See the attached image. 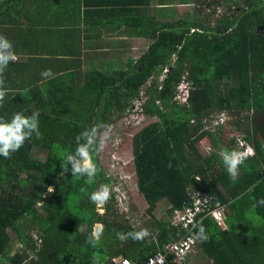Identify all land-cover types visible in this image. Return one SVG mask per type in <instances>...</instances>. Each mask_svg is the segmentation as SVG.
<instances>
[{"label": "trees", "instance_id": "1", "mask_svg": "<svg viewBox=\"0 0 264 264\" xmlns=\"http://www.w3.org/2000/svg\"><path fill=\"white\" fill-rule=\"evenodd\" d=\"M62 1L69 7L73 0ZM217 4L228 10L212 25L211 15L199 12L176 21H159L144 14L149 0H78V17L83 13L86 20L95 14L109 24L122 20L127 12L124 25L131 29V36L153 39L140 58L130 56L109 69L63 71L72 60L52 61L48 49L53 43L42 40L40 49L46 61L52 62L53 76L45 78L49 80L42 89L35 87L29 99L18 93L0 107L4 120L14 113L30 116L38 111L42 134L40 139L34 134L10 158L0 156V264H95L97 256L106 264L105 250L81 244H87L97 220L90 195L110 179L96 151L91 155L98 173L91 185L85 183L86 178L73 177L70 168L64 172L61 159L75 152L80 133L96 129L100 134L112 121L114 110L123 114L141 98L143 89V110L158 119L133 138L138 185L150 204L149 212L162 199L172 205L169 213L180 209L189 199L188 187L203 185L211 197L229 207L230 214L226 212L223 225L197 217L195 232L202 225L208 236L200 242L202 259L207 264H264V227L248 219L249 225L240 226L232 217V212L243 215L251 210L264 219V204H259L264 200V121L250 118L251 113L264 117V0H245L243 6L233 0L207 5L216 8ZM61 8L65 9L58 0H50L41 18L57 19ZM27 24L31 27L34 22ZM24 42H19L20 52H24ZM66 51L56 53L67 57ZM166 68L169 71L160 82ZM184 79L190 84L189 98L187 104H180L175 97ZM224 111L243 113L236 130L256 151L239 167L235 182L230 181L218 154L222 149H237L230 144L236 143L235 137L230 143L223 140L221 149L212 146L206 155L200 150L202 141L212 136L203 130V120ZM35 148L49 150L45 161L33 158ZM78 205L89 213L87 218L80 216ZM27 218L33 226H24L22 221ZM84 223L91 225L81 232ZM33 228L42 238L41 248L26 231ZM172 230L159 224L156 231L161 245L175 238ZM15 247L17 252L11 254ZM138 248H143L138 255L126 253L125 257L140 264L146 259L144 252L155 251L156 245L152 241ZM31 253L35 258L28 262Z\"/></svg>", "mask_w": 264, "mask_h": 264}, {"label": "crops", "instance_id": "2", "mask_svg": "<svg viewBox=\"0 0 264 264\" xmlns=\"http://www.w3.org/2000/svg\"><path fill=\"white\" fill-rule=\"evenodd\" d=\"M49 1L50 0H0V35H3L9 41H11L13 50L17 56V60L15 62L9 63L7 69L4 72L3 79L5 80V87L8 89L4 101H10L14 96L17 97L18 93H20L22 98L29 99L30 92H34L35 87H38V90H40L48 82L49 79H45L41 76V72L44 71V66L47 63V55L44 54V50L42 51L40 49L42 40L50 39L53 43L52 47H49L48 49L50 53L49 57L52 58V61L57 62L59 59L72 60V65L66 66L63 71L65 69L70 70L75 68L78 71V68H80L83 72L90 71L94 68L100 69L102 66H106V68L109 69L108 67H110L111 64L115 65L116 61L123 60V57L127 62L128 57L131 56L128 54V50L130 48L129 44L132 40L138 43H141V40L143 42L150 41V39L147 38H137L131 36V29H126L124 25L125 15L126 17L129 15L127 12L122 16V20L120 17L116 20L109 21V24L106 20H104L103 24L102 21L95 16V14L89 16L86 20L84 19L83 13L80 15V17H78V0L71 1L69 7L64 5L62 0H58L62 7L65 8L59 9L58 18L50 19L52 22L50 20H46L45 18H41L44 17V9L49 6ZM67 10H69L70 13H68ZM210 13L216 14V9L215 11L213 10L212 12H209V14ZM222 15L223 13L221 12L216 14L218 18L222 17ZM27 21H32L34 24L29 27ZM121 25L123 27H121ZM91 31H93V34H91ZM91 35L94 36L90 37ZM18 41H25L22 44L24 52H20ZM152 42L153 40L149 42V45ZM67 48L70 50L67 57L59 54H53V52L66 51ZM119 55H122L123 57ZM35 60L37 61V64ZM63 74L65 73H62L61 75ZM69 84H71V82ZM134 104L135 102L129 108L130 110L136 108ZM143 104L141 105L142 108ZM144 115L148 118L145 112ZM96 152L99 156V151ZM132 155L133 167L136 173L134 163V149L132 150ZM106 177L107 179H110L108 180L107 185H109L111 188V196L108 200V204H111L106 208L112 211V216H110L109 213L105 216H99L97 214V220L95 223L104 226V232L102 233V236L99 239L96 247H92V249L100 248L105 250V257H107V261L105 260L106 264H117L118 261L126 258V253H132L134 256L138 255L143 250V248H138V246L146 244L147 238L143 240L142 244H139L140 241H133L131 238L126 241H121L117 238L116 234L118 232L128 233L135 231V226L127 223L126 220L131 218L133 209H135L133 207L136 202L131 203L129 200L132 199V201H134L131 197L136 195V192L134 190H130V185L127 184L126 181L123 182L125 183L123 187V183H116L114 178L108 175L107 172ZM201 180V177H199L198 181ZM101 185L104 184H100L99 187ZM118 187L121 189H118ZM137 187L140 194L142 195V200L147 206L143 211H146L151 216L155 210L149 212L150 204L143 192L140 190L138 179ZM202 187L203 185L201 187L194 185L189 186L187 190L189 199L183 203L180 209L176 208L171 213H169V210L172 208L170 202L167 199H162L159 201L161 202L166 200L170 204L166 214L169 217V220L163 221L152 217L153 221L149 226L150 237L148 242L154 241L156 249L155 251L146 250L144 252V257L146 259L140 264H144L148 257L158 252H162L168 244L185 235V233H183L184 230L174 225V216L178 213H182L186 206L192 207L194 198L201 191L206 193L208 198H213L207 193L205 187ZM159 202H157L156 206ZM124 203L126 204V207H123ZM227 211L229 216L230 209L228 206ZM100 218H104L106 223L99 220ZM160 223L165 225L168 230H175H172L175 232V238L164 245L159 243V233L156 231ZM112 225H114L115 232H112L109 229ZM233 226L235 227L236 225ZM81 229H83L81 232L85 231V228ZM109 235H112V241L111 244L106 245V237ZM170 237L172 238V234H170ZM16 252L17 247L14 248L11 254ZM112 252H115V256ZM197 254L201 261L200 263H206V261L203 260L201 256L200 242H198L195 256ZM110 258H112V260ZM127 259L137 264L132 259ZM192 259L193 257L190 259V262ZM95 262V264H105V262ZM190 262L188 261V264H191ZM193 264H196V262L194 261Z\"/></svg>", "mask_w": 264, "mask_h": 264}, {"label": "rangeland", "instance_id": "3", "mask_svg": "<svg viewBox=\"0 0 264 264\" xmlns=\"http://www.w3.org/2000/svg\"><path fill=\"white\" fill-rule=\"evenodd\" d=\"M216 1H220V2L223 1L224 3V0H149V5L144 7L143 10H144V14L150 15V16L154 15L159 19V21L160 20L176 21L179 18L185 17L189 14L192 16L193 13H197V12L204 13L205 16L207 17L209 12H212L214 9H216V14H219V12L225 13L228 10L227 9L228 6H224L222 4H220L221 6L217 4L219 6V7L217 6L218 8H215L214 5L211 8H209L208 5L215 4ZM233 1H236L240 6H243L245 0H233ZM227 3H229V1ZM211 14L212 13H210V15ZM216 14H212L210 16L209 21H211L212 25H214L217 19H219L216 16ZM206 21L208 22V18H206ZM91 34H93V31H91ZM92 36L94 35H91L90 37ZM152 40L153 39H150V41H147V42L146 41L143 42L141 40V43H138L132 40L129 44L130 48L128 50V54H130L131 56L135 58V60H137L147 50L149 42H151ZM67 52H69L68 49L66 53ZM53 53L55 55H58L56 52H53ZM119 56L123 57L122 55H119ZM124 62H125L124 57H123V60L116 61V63H120V64H123ZM36 64H37V61H36ZM45 69H51L52 71V64L50 62H47L43 70ZM186 85L187 84L185 83L184 85H181L178 87V91H179L178 94L186 93L184 89ZM144 91H145L144 89L141 90L140 95L141 94L144 95L145 94ZM134 110L135 109H131V110L127 109L123 114L114 110V112L111 114L112 121H110L109 126L103 129V131L99 134L101 138H103V133L105 132L108 133V138L105 142L104 147L101 150H99V162L101 163L103 168L106 170L107 174L110 175L112 178H114V181L116 183H119V182L123 183L124 181H126L127 184L130 185V190H134L136 192V195L131 197L133 198L134 201H132V199L129 200L131 203L133 202L134 203L136 202V203L134 204L133 208L135 209H133L131 218L126 220L127 223H130L133 226H135V231H140L141 229H147L149 231V226L152 224V221H153L152 217H155L156 219L163 220V221L169 220V217L166 214H167V210L170 204L166 200L159 202L158 205L156 206L155 211L152 213L151 216L146 211H143L147 206L145 205V202L142 200V195L140 194L138 187H137V176H136V173L133 167V155H132L133 138L143 128L157 121L158 119L152 118L149 116L148 118H145L144 115H140L139 117L136 118L132 114ZM242 115L243 113L241 114L235 111L231 113H228V111H224L222 114H219L218 112H214V113H211L209 117H206L202 122L203 130L210 132L212 136L209 138V140L204 139L202 143L200 144V150L202 151V153L206 155L208 151L210 152V149L212 148V146H216L218 147L217 149L219 148L221 149L222 147H224L223 140H225L226 143H230L231 139H233L234 137L236 138V143L232 141L230 144H234L238 150L242 151L241 147L245 145L244 141L246 140L242 138L243 134L236 130V125L239 123L237 121H239ZM116 117L118 118L115 119ZM253 117H254L255 122L264 121V117H259V115L256 116V114L251 113L250 118L252 120H253ZM240 142H243V143H240ZM48 151L49 150H45L43 148H35L32 152V156L36 160L45 161L46 158L48 157ZM254 152L256 154L255 149H254ZM254 155L249 156V157H253ZM124 184L125 183H123V187H124ZM50 188L53 189V186ZM118 189H121V188L118 187ZM223 192L225 193L226 191L223 190ZM46 196L47 195L45 194L44 198ZM110 204L111 203L108 204L107 202L103 207H97L94 204L95 211L97 212L99 216H105L108 213L110 216H112L111 215L112 211L106 208ZM123 207H126L125 203L123 204ZM38 208H40V204ZM78 212L80 213V216L82 218H87L86 215L89 214L88 212H84L83 208L79 205H78ZM232 213H233L232 217L235 218V223L239 224L240 226L243 224L249 225L248 224L249 221L250 222L255 221L256 227L257 226H259L260 228L264 227V223H263L264 219H261L254 211L248 210L243 215L239 214L237 211L232 212ZM229 214H230V211H229ZM246 219H248L249 221ZM99 220L105 222L104 218H100ZM22 223L24 224V226L25 225L26 226L30 225V227L33 226L32 220L28 218L22 221ZM90 225L91 224L89 223L88 224L84 223L79 227V229L82 231L83 229L81 228L90 227ZM94 228H97V230L101 232V236H102V233L104 232L103 231L104 226H102L101 224L95 223L93 226V229ZM109 229L112 232H115L114 225H112ZM26 231L32 234L38 233V230L37 229L35 230V228L26 230ZM17 237L18 236L15 233L12 234V238L15 239ZM149 237L150 235L146 237L147 238L146 243H148ZM106 239H107L106 245L111 244L112 235L107 236ZM81 245H83L85 248H91L89 244H81ZM112 253L113 255L115 254V252H112ZM31 255L32 257H30L29 260L33 258V256L35 258V255H33L32 253ZM96 258H97V262L100 263L101 262L100 257L97 256ZM110 259L112 260V258ZM38 260L40 259L37 258V261ZM194 261L196 262V264H207V262L200 263L201 261L198 257V254L195 256V258L193 257L191 264H193Z\"/></svg>", "mask_w": 264, "mask_h": 264}, {"label": "clouds", "instance_id": "4", "mask_svg": "<svg viewBox=\"0 0 264 264\" xmlns=\"http://www.w3.org/2000/svg\"><path fill=\"white\" fill-rule=\"evenodd\" d=\"M17 56L13 50V45L3 35H0V107H2V102L7 95L8 89L5 87V80L3 79L4 72L7 69L9 63L15 62ZM168 69H164L163 74H161L159 81L162 82L165 79ZM41 76L44 78H50L53 76L51 69H46L41 72ZM186 93L178 94V87L184 84ZM177 87V95L175 100L180 104H187L189 98L190 84L187 80H183ZM145 96L141 94V98L134 101L135 110L132 112L134 117H139L144 115V110L142 104L145 102ZM185 99V100H184ZM141 103V104H139ZM39 115L38 111L33 112L30 116H26L23 113H14L10 120H4L0 118V156L4 158H10L11 154L18 151L25 143L26 140L32 138L35 134L37 139L42 138V134L39 129ZM145 118H147L144 115ZM108 138V133H103V138L98 134L96 129L85 130L76 137L77 147L74 153H69L64 156L61 161V167L64 172H67L69 168L71 169V174L73 177L86 178L85 183L91 185L98 173L97 166L93 163L91 153L93 151L101 150ZM82 141V142H81ZM245 145L238 149H222L218 154L221 157L222 163L226 169L230 181L235 182L239 174V167L244 164L245 160L255 154L253 146H251L246 141ZM243 143V142H240ZM199 180V177H197ZM52 188H48V192L51 193ZM81 191H85L81 188ZM111 196V188L109 185H101L96 191L92 192L90 195L91 201L97 207H103ZM259 204H264V200L259 201ZM256 205H253L255 208ZM95 224V223H94ZM225 224V223H224ZM94 226V225H93ZM199 230L192 236V240L205 242L208 240V236L202 225H199ZM117 238L121 241H126L131 238L133 241H143L146 237L150 235L147 229H141L140 231H133L128 233H117ZM35 246L41 248L42 238L38 233L32 234ZM101 236V232L97 228L92 227V233L87 239L86 243L92 247H96ZM195 256V255H194ZM192 256V257H194ZM32 255H29V258ZM31 261L33 258L29 260Z\"/></svg>", "mask_w": 264, "mask_h": 264}, {"label": "built area", "instance_id": "5", "mask_svg": "<svg viewBox=\"0 0 264 264\" xmlns=\"http://www.w3.org/2000/svg\"><path fill=\"white\" fill-rule=\"evenodd\" d=\"M185 100V99H184ZM227 206L218 197L208 198L206 193L199 192L194 198L193 206H186L182 213L174 216V225L184 230L185 235L168 244L162 252H158L146 260L144 264H188L192 256L197 252L199 241H193L200 221L204 217L212 218L218 224L223 225L226 218ZM223 223V224H222ZM191 263V262H190ZM117 264H135L127 258H123Z\"/></svg>", "mask_w": 264, "mask_h": 264}]
</instances>
